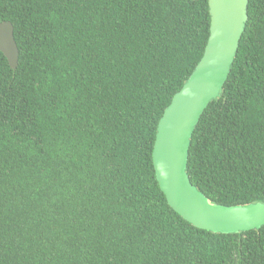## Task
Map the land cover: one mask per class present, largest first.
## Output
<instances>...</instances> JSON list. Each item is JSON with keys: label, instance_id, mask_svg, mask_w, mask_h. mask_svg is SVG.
I'll return each instance as SVG.
<instances>
[{"label": "trees", "instance_id": "16d2710c", "mask_svg": "<svg viewBox=\"0 0 264 264\" xmlns=\"http://www.w3.org/2000/svg\"><path fill=\"white\" fill-rule=\"evenodd\" d=\"M197 124L191 181L264 202V0ZM0 264H264V225L206 230L156 177L158 124L201 60L209 0H0Z\"/></svg>", "mask_w": 264, "mask_h": 264}, {"label": "water", "instance_id": "95a60500", "mask_svg": "<svg viewBox=\"0 0 264 264\" xmlns=\"http://www.w3.org/2000/svg\"><path fill=\"white\" fill-rule=\"evenodd\" d=\"M250 0H209L211 25L204 54L161 117L153 149L156 177L169 204L195 226L238 233L264 225V202L226 205L211 202L191 181L188 161L202 114L226 83L249 19ZM0 51L13 69L20 49L10 20L0 23Z\"/></svg>", "mask_w": 264, "mask_h": 264}]
</instances>
